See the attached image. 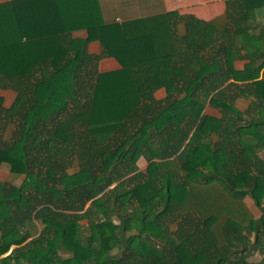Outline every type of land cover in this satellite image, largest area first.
<instances>
[{
    "label": "trees",
    "instance_id": "1",
    "mask_svg": "<svg viewBox=\"0 0 264 264\" xmlns=\"http://www.w3.org/2000/svg\"><path fill=\"white\" fill-rule=\"evenodd\" d=\"M0 89V166L23 177L0 183V264H247L249 233L264 249V0L120 23L95 0L0 4Z\"/></svg>",
    "mask_w": 264,
    "mask_h": 264
},
{
    "label": "crops",
    "instance_id": "2",
    "mask_svg": "<svg viewBox=\"0 0 264 264\" xmlns=\"http://www.w3.org/2000/svg\"><path fill=\"white\" fill-rule=\"evenodd\" d=\"M15 0H0V4L8 3ZM99 6L104 22H123L142 17H150L163 14L166 12H176L179 15L192 16L194 18L212 21L222 20L227 0H95ZM74 38L87 37L85 29L75 30L71 33ZM87 52L89 54H99L101 52V44L98 40H92L87 44ZM244 60H236L234 67L241 69ZM98 72H111L121 68L119 62L113 57L100 58L96 64ZM4 97L3 94H0ZM167 93L164 88H160L154 93V97L158 100L164 99ZM15 97V94H14ZM14 99V98H13ZM5 100V97H4ZM13 101V100H12ZM11 104V103H10ZM9 104V105H10ZM8 107V106H6ZM213 116H217L211 112H205ZM9 169L6 165L0 168ZM11 175V174H10ZM12 179V176H11ZM8 181V180H7ZM5 182V181H4ZM12 249V248H11Z\"/></svg>",
    "mask_w": 264,
    "mask_h": 264
},
{
    "label": "rangeland",
    "instance_id": "3",
    "mask_svg": "<svg viewBox=\"0 0 264 264\" xmlns=\"http://www.w3.org/2000/svg\"><path fill=\"white\" fill-rule=\"evenodd\" d=\"M0 94H3L5 97L4 104H3V107L5 108L6 106H9V104L12 102L15 92L13 90H10V89H5V90L0 89ZM235 105L239 110L245 112L248 108L249 100L245 99V98H238L235 102ZM204 112H211V113H214L215 115H218V116L221 115V111H219L218 109L209 107V106H205ZM3 118H4V114L1 113L0 119H3ZM262 156H264V153ZM147 164H148V161L144 157H142V156L139 157L138 160L136 161L137 170L138 171H144ZM70 169H72V168H70ZM7 180H11L14 184H21L23 177L19 176L17 178L11 179V175H10V173H8L7 169H4L1 167L0 168V183L7 181ZM198 182L199 183H210L209 181L207 182L203 178H199ZM112 186H114V184ZM112 186H110V187H112ZM240 201L242 202V204L244 206V210L246 211L245 213L250 214L252 217H257L260 215V210L254 205V202L250 197L245 196ZM88 206H89V202L86 203V207H88ZM238 206L239 205H237V207ZM114 221H117V219L114 218ZM79 222L81 224H86L88 222V218H83ZM177 226H178L177 222L176 223H170L171 230L177 228ZM245 235H246L245 239H240V244L234 245L232 247L233 248L232 256L235 258H240V257H241V259L243 258V261H245V263H247V264H264V249L261 250V249H259L258 246L257 247L255 246V244H254L255 243L254 242V240H255L254 233H249L248 235L247 234H245ZM8 253H6V254H8Z\"/></svg>",
    "mask_w": 264,
    "mask_h": 264
}]
</instances>
